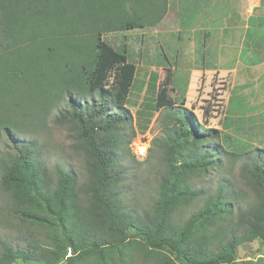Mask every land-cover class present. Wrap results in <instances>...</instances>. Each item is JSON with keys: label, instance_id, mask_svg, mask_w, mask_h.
I'll use <instances>...</instances> for the list:
<instances>
[{"label": "trees", "instance_id": "obj_1", "mask_svg": "<svg viewBox=\"0 0 264 264\" xmlns=\"http://www.w3.org/2000/svg\"><path fill=\"white\" fill-rule=\"evenodd\" d=\"M169 9L170 0H0V183L10 215L46 231L42 243L0 239V264L74 256L109 264L130 244L150 264H238L241 245L264 241V150L241 169L244 194L224 178L215 193L196 186L221 169L220 148L211 146L218 132L168 97V78L155 102L163 136L145 161L161 152L158 198L144 207L126 189L124 150L131 154L137 134L127 103L137 68L104 35L155 28ZM247 24L245 45L264 44V17ZM51 124L67 130L84 158L85 181L60 163L50 168L40 138ZM191 205L197 209L183 221L178 212ZM131 230L142 242H129ZM118 257L133 264L132 254Z\"/></svg>", "mask_w": 264, "mask_h": 264}, {"label": "rangeland", "instance_id": "obj_2", "mask_svg": "<svg viewBox=\"0 0 264 264\" xmlns=\"http://www.w3.org/2000/svg\"><path fill=\"white\" fill-rule=\"evenodd\" d=\"M251 16L264 17L261 0H170L168 15L159 26L104 35L105 41L126 53L137 68L127 103L137 134L129 148L131 154L126 149L124 155L131 168L126 189L141 206L157 200L160 179L166 170L157 150L152 159L145 161L152 140L163 136L164 113L155 109V102L157 91L167 78L168 97L191 110L196 124L218 132L211 146L220 148L221 169L215 175L196 178V186L215 193L219 180L224 178L237 194L248 190L241 169L255 150H264V44L245 45ZM49 126L40 140L47 146L50 168L60 163L73 169L81 182L85 181L84 158L73 150L67 130ZM141 146L148 150L140 156L142 159L136 156ZM1 151L2 145L0 154ZM10 202L0 183V239L14 240L20 246L31 238L42 243L46 231L13 218ZM196 209L197 205H191L178 214L184 221ZM130 236L129 242H142L135 230L130 231ZM121 249L112 253L115 258L109 264H118V256L125 252L133 255V264H150L134 245ZM70 256L68 251L67 257ZM238 262L264 263V241L257 239L241 245ZM17 264L22 263L18 260ZM62 264L103 263L95 257L81 260L74 256Z\"/></svg>", "mask_w": 264, "mask_h": 264}, {"label": "built area", "instance_id": "obj_3", "mask_svg": "<svg viewBox=\"0 0 264 264\" xmlns=\"http://www.w3.org/2000/svg\"><path fill=\"white\" fill-rule=\"evenodd\" d=\"M141 143H142V142H141ZM140 149H141V150H140L139 152H137V155H136V156H137L138 158L142 159V157H140V156H145L148 150L145 148V146H141Z\"/></svg>", "mask_w": 264, "mask_h": 264}]
</instances>
